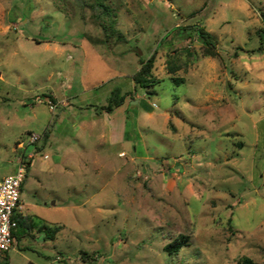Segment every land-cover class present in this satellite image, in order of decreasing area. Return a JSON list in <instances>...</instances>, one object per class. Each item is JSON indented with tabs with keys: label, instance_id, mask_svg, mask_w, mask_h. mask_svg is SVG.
<instances>
[{
	"label": "rangeland",
	"instance_id": "obj_1",
	"mask_svg": "<svg viewBox=\"0 0 264 264\" xmlns=\"http://www.w3.org/2000/svg\"><path fill=\"white\" fill-rule=\"evenodd\" d=\"M104 5L114 32L94 0H0V180L40 137L9 264H264V0Z\"/></svg>",
	"mask_w": 264,
	"mask_h": 264
},
{
	"label": "trees",
	"instance_id": "obj_2",
	"mask_svg": "<svg viewBox=\"0 0 264 264\" xmlns=\"http://www.w3.org/2000/svg\"><path fill=\"white\" fill-rule=\"evenodd\" d=\"M94 4L96 7L99 8L101 14L104 15L109 20V26L114 32L115 29L113 25L115 23V20L113 18L112 19L110 18L111 17L110 11L108 7L104 5V0H94ZM260 17H261V22L264 24V13H262ZM182 30L184 31V29ZM182 30L180 31V34L182 33ZM194 31H195L196 37L198 38V40L201 42L203 46V55H201L202 58L217 59L219 57L218 52L215 51V48H216L215 42L217 40H215V38L212 35L205 32L202 27L197 26L195 27ZM261 31L262 32L264 31V27L261 29ZM184 51L186 52L187 55H182V56H185L187 60L185 61L183 60L182 62L180 61L178 62V58L176 57L173 58L172 55H168L167 64H166L167 72L169 75H171L170 79L173 80L175 83H181L183 82V79L176 78L173 75H175L177 72H180V70L183 68L185 69V71L186 69L189 70V68L193 66L195 62L197 61L196 55L195 56L190 55L189 53L190 51L188 49H184ZM175 61H177V63H175ZM154 62H155V58L153 56H151L146 61L140 62V68L131 77L134 90H136L137 88L145 89L147 90L146 92L148 95L152 94V92H149V89L153 88L154 85L159 83V80L153 75ZM181 66H184V67L182 68ZM128 95L129 93L122 95L121 91L118 88L114 89L109 97L107 106L102 107V110L107 113H111L115 108H118L124 103ZM48 98L51 101H53L51 97H48ZM169 126L174 132L176 131L174 126L171 123H169ZM49 136H50V130L48 129L45 131V133L42 136L43 141H46L49 138ZM34 146H35L34 150L39 152L40 148H37L36 144ZM22 155H23V159H25V149L23 150ZM31 162H32V159H29L26 162V175H25L22 187H21V191H22L24 183L26 182L27 172L30 169ZM18 218L19 217L17 214L14 215V220L17 222V228H19V225H20V220H18ZM14 236L16 237L15 232H14ZM180 239L182 240L180 241ZM185 239L186 237H180L178 242L167 245L164 248V250L168 252L169 254L178 252L181 249L182 244L185 242ZM0 264H9L8 257L5 256L3 259H1ZM233 264H255V262L252 258L248 256H241Z\"/></svg>",
	"mask_w": 264,
	"mask_h": 264
},
{
	"label": "built area",
	"instance_id": "obj_3",
	"mask_svg": "<svg viewBox=\"0 0 264 264\" xmlns=\"http://www.w3.org/2000/svg\"><path fill=\"white\" fill-rule=\"evenodd\" d=\"M49 103V109L54 110V106ZM39 138L38 135L32 134L29 142L23 144L25 151L29 144L35 145ZM33 150L25 152L26 158L17 162L15 172L0 181V260L15 244L14 232L17 229V222L14 215L21 210V187L26 175V162L32 158Z\"/></svg>",
	"mask_w": 264,
	"mask_h": 264
},
{
	"label": "crops",
	"instance_id": "obj_4",
	"mask_svg": "<svg viewBox=\"0 0 264 264\" xmlns=\"http://www.w3.org/2000/svg\"><path fill=\"white\" fill-rule=\"evenodd\" d=\"M51 99L53 100V101H56V103L58 104L59 102H57V100H56V98L55 97H53V96H51ZM69 106H70V104H68ZM61 106H63V104L61 105ZM19 147L20 148H23L24 146H23V144L20 142V145H19ZM26 152V151H25ZM16 166H17V163H16V165H15V167H14V169H13V171H12V173H14L15 172V169H16ZM29 171H30V169H29ZM29 171L27 172V176H28V173H29ZM11 173V174H12ZM2 180V179H1ZM0 180V181H1ZM26 182H27V178H26ZM25 182V183H26ZM25 183H24V185H25ZM24 185H23V188H24ZM23 188H22V191H23ZM22 191H21V193H22ZM22 203H21V210H22ZM19 211L20 212V217H25V214L24 213H22V211ZM17 232H18V228L15 230V234L17 235ZM40 232V230H38L37 232H36V234H38ZM45 239V238H44ZM14 246H15V244H14ZM14 246L11 248L12 250H13V248H14ZM9 252V251H8ZM7 252V253H8Z\"/></svg>",
	"mask_w": 264,
	"mask_h": 264
},
{
	"label": "water",
	"instance_id": "obj_5",
	"mask_svg": "<svg viewBox=\"0 0 264 264\" xmlns=\"http://www.w3.org/2000/svg\"><path fill=\"white\" fill-rule=\"evenodd\" d=\"M33 149H34V144H29V145L26 147V153H27V152H31Z\"/></svg>",
	"mask_w": 264,
	"mask_h": 264
}]
</instances>
